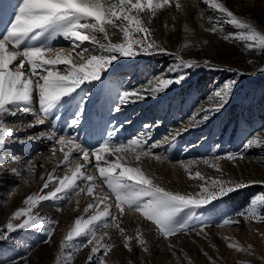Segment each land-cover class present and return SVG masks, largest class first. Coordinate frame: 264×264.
I'll return each instance as SVG.
<instances>
[{"label":"rangeland","instance_id":"rangeland-1","mask_svg":"<svg viewBox=\"0 0 264 264\" xmlns=\"http://www.w3.org/2000/svg\"><path fill=\"white\" fill-rule=\"evenodd\" d=\"M179 2L181 10L174 6L162 9L153 19L151 27L157 42L168 53H177L184 60H197L201 65L208 60L215 68L180 69L179 75L186 77L181 83L152 94L149 89L157 86L156 77H177V72H169L170 67L176 64L175 55L157 52L120 57L99 80L85 82L76 90L68 99L67 108L58 112L57 123L46 119L42 128L36 127L40 124L30 129L23 126V136L31 137L30 141H33L39 138L40 129L60 131L59 136L76 138L90 153L105 140L119 144L143 136L148 138L146 148L159 143V147L152 149L153 156H144L136 161L135 154L131 152L117 155L123 156L122 163L127 161L130 166L139 165L166 189L195 195L200 192L199 185L205 184V181L190 179L180 161H195L189 166L193 175L199 171L206 178L247 185L197 208L188 228L168 239L158 236L154 226L137 213L127 212L122 218V226L128 234H134L139 226L148 241L149 251H142L134 242L131 251L125 249L118 231L108 229L110 240L106 238V242L114 247L104 258L107 264H264V235H261L264 233V221L245 220L237 215L247 212L251 201L264 193V146L244 147L247 139L264 132V72L260 71L264 68V52L249 51L240 41L223 40L224 35L238 30L208 9L202 0ZM221 2L264 32V0ZM217 21L223 28L222 32L205 30ZM109 31L112 42L122 40L118 30ZM100 39L104 42L102 35ZM185 44L188 47H183ZM83 46L92 48L87 41ZM60 68L63 70V66ZM231 79L237 83L228 102L219 112L209 113V118L204 120L203 110L215 103L212 98L214 92ZM134 91H139L143 99L133 97L121 104V94ZM20 115L7 118L10 123L6 126L10 129L13 123L17 127V123L22 121L35 124L39 118V114ZM76 118L79 124L73 127L70 121ZM178 132L180 134L176 135ZM6 139L13 141L11 135ZM41 140L43 143L32 150L31 157L52 151L55 146L53 141ZM229 152L239 155L232 160L220 159L219 172L203 163L208 160L211 164L215 157H225ZM155 155L161 159L156 160ZM75 157L83 162L80 153H75ZM90 158L95 162L94 157ZM105 158L115 160V156L106 155ZM36 178L35 172L30 174L28 183H35ZM4 179L0 178V230L6 228L12 213L22 206L28 195L25 191L10 195L11 183H4ZM104 188L108 191L106 185ZM83 208L81 199L63 202L49 199L38 204L33 214L44 223L35 228L18 229L6 239H0V264H88L91 246L78 251L69 249L72 252L70 262L62 257L60 251V242L75 218L84 214ZM256 211L264 214V206L257 204ZM228 217L239 223L224 224ZM49 225L54 229L50 240L47 236ZM201 226H204L203 232L200 231ZM103 232L104 229L100 228L97 237ZM83 240L81 238L77 243ZM230 242L237 243L246 251L229 248ZM98 260L99 256L94 257L92 264H97Z\"/></svg>","mask_w":264,"mask_h":264},{"label":"snow or ice","instance_id":"snow-or-ice-1","mask_svg":"<svg viewBox=\"0 0 264 264\" xmlns=\"http://www.w3.org/2000/svg\"><path fill=\"white\" fill-rule=\"evenodd\" d=\"M202 2L238 30L224 35L223 40L240 41L249 51L264 52V32L234 14L221 0H202ZM173 6L176 10L182 9L179 0H18L11 26L4 33H0L2 37L0 38V150L6 146V137L15 131L6 126L4 119L6 116H16L21 112L37 116V111L33 107L36 103L39 112L46 116L67 98H71L82 84L99 80L102 73L120 57L157 52L175 55L176 64L170 67L169 72H177V77H156L157 86L149 89L152 94L174 83H181L186 77L179 75L180 69L201 66L215 68V65L208 60L201 65L197 60H184L177 53H168V50L157 42L154 29L151 27L153 19L160 10ZM203 15L204 13H201V16ZM208 19L211 20L212 17L209 16ZM110 29L118 30L122 36L120 42H112ZM205 30L216 33L222 32L223 28L217 21L211 28ZM101 35L104 42H101ZM57 36L70 41L71 49L51 46L50 41ZM42 40L48 42H41ZM86 41L92 45L91 49L83 46ZM183 47L188 45L185 44ZM60 66H63V70ZM260 71L264 72V68ZM236 83L235 79L228 80L214 92L212 98L215 103L203 110L204 120L209 118V113L219 112L225 106ZM133 97L143 99L139 91L124 92L120 96V102L121 104L129 102ZM44 123V119L37 118L35 124L27 126L34 127L36 124ZM70 124L73 127L77 126L79 119H72ZM39 138H46L61 146L60 151L63 156L59 164L67 168L68 172L63 177L56 176L54 168L46 176L41 175L40 180L43 182L41 192L52 185L55 187L46 194L36 192L28 194L23 200L24 206L14 211L6 228L0 230V239H6L18 229L35 228L43 224V220L32 213V209L41 202L49 199H67L70 193L79 195L86 192L88 197L93 198V202L87 203L83 208L86 217L85 215L76 217L74 224L60 242L61 255L68 262L72 260V252L69 249L75 248L78 251L91 246V254L87 257L88 264H92L96 256H99L97 264H107L104 258L114 247L112 243L106 242V238L110 240L108 229L112 228L116 229L123 239L125 249L131 251L134 242L142 251L148 252V241L140 227L135 228L134 234H128L126 228L122 226V218L127 212L137 213L154 226L158 236L168 239L188 228L189 221L197 208L247 186L244 183L224 181L219 178H206L199 171L193 175L189 166L195 161L187 163L180 161V165L190 179L205 181L207 186L199 185L200 192L195 195L166 189L157 182V178L146 174L139 165L130 166L127 161L122 163L123 156L117 155V153L131 152L135 154L136 161H140L144 156H153L152 149L160 145L153 143L151 147L146 148L148 138L143 136L119 144L105 140L91 153L73 137L60 135L57 138L56 133L52 132L47 135L41 133ZM254 145L264 146V140L253 136L247 139L244 147L250 148ZM65 146L67 151H64ZM52 151L55 154L56 148L53 147ZM73 153H80L84 163L73 159ZM106 155L115 156V160L106 159ZM238 155L229 152L225 157H215L211 164L208 160H204L203 163L219 172L220 159L232 160ZM90 156L95 158L94 168L99 173L98 176L87 170L92 164ZM154 158L161 159L159 155H155ZM11 159L19 162L21 157L14 155ZM11 171L15 175H20L15 167H12ZM34 171L35 164H29L28 172L32 174ZM209 179L210 183H208ZM101 182L106 185L107 192L101 187ZM257 204L264 206V193L251 201L247 212L237 215L245 220L264 221V214L256 211ZM223 223H239V221L228 217ZM100 228H103L104 232L98 238L97 231ZM200 231H204V226H201ZM53 234L54 229L49 225L47 231L49 240ZM81 238L84 240L77 243ZM228 247L241 252L246 251L237 243L230 242Z\"/></svg>","mask_w":264,"mask_h":264},{"label":"bare ground","instance_id":"bare-ground-1","mask_svg":"<svg viewBox=\"0 0 264 264\" xmlns=\"http://www.w3.org/2000/svg\"><path fill=\"white\" fill-rule=\"evenodd\" d=\"M17 4H18V0H0V33H4L5 30L11 26V22L15 18V11H16ZM41 42H48V41L42 40ZM50 43H51V46L55 48H64L66 50H69L72 47L71 42L68 40H65L61 36H57L55 39L51 40ZM68 99L69 98H67L57 108L52 109L51 112H49L46 116L44 113L39 112L38 103L34 104L33 107L36 109L37 114H39V119H44L45 123H46V119L50 120L52 123H57L56 116H58L57 115L58 112L60 113L67 108L68 102H69ZM19 114L24 115V113L22 112ZM26 115H30V114H26ZM10 117L12 116H6L4 118L6 123H10L8 122V120H6L7 118H10ZM22 122L23 123L18 122L17 127H14L13 123L10 124L11 126L10 129H14L15 131H13L11 134V136L13 137V141L12 142L7 141L5 148L0 150V178L1 179L7 178V179H4L5 180L4 183H8L10 181L11 183L10 185L11 189L9 190L10 195L12 193H16L19 191H25L28 194H31L34 192L39 193V194H46L47 191L52 190V188L50 187L49 189H44L43 192H41L40 189L42 187L43 182L40 180V176L41 175L46 176L47 173L52 172L54 168H55L54 175L56 176L63 177V175L66 172H68L67 168L59 164V160L62 159V156H63V153L60 151L61 146L59 144H55V146H53L56 148L55 154H53V151H46V152L44 151L45 153L43 155L38 154L39 156L37 157L35 156L31 157L30 153L32 152V150L33 149L35 150L38 148V146H41V144L43 143L42 142L43 140H41V138H38L37 140L30 141V139H27L28 136H23L25 130L21 127L25 126L27 129H30L31 127L27 126L29 125L28 121H22ZM42 125L43 124L36 125V127L38 126L39 128H42ZM40 130H39L40 133H38L39 137L41 133H45L47 135L52 132H55L58 138L59 132H60V131L59 132L58 131H52V132L46 131L45 132L44 130H41V131ZM256 137H258L261 140H264V132L257 134ZM20 141H24V143H20ZM32 143H35V144L31 145ZM64 151H67V146L64 147ZM14 155L21 157V160L19 162L12 161L11 158ZM73 159L78 160L75 157V153H73ZM90 159L92 160V164L88 166L87 170L89 173H94L95 175L98 176L99 173L96 172L94 168L95 162L92 158ZM80 162L84 163V161L83 162L80 161ZM32 163L37 164V166L35 165L36 167L34 171L37 175V178L35 179L36 180L35 183L29 184L27 180L30 175V173L28 172V165ZM12 167L17 168L18 171L20 172V175L13 174L11 171ZM52 186L53 188L55 187V185H52ZM101 187L104 188V185L102 184V182H101ZM69 199L74 200V201L81 199V202L83 203L84 207H86L87 203L93 202V198L88 197L86 192L80 193V195L70 193L67 199H54V200H59L60 202H63ZM23 206L24 205L22 203L21 207ZM35 209L36 207L32 209V213L34 212ZM83 215H85L86 217V214H83Z\"/></svg>","mask_w":264,"mask_h":264}]
</instances>
